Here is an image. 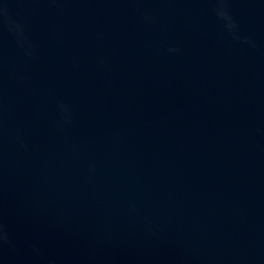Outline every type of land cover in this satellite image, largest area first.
Returning <instances> with one entry per match:
<instances>
[{"label": "water", "instance_id": "1", "mask_svg": "<svg viewBox=\"0 0 264 264\" xmlns=\"http://www.w3.org/2000/svg\"><path fill=\"white\" fill-rule=\"evenodd\" d=\"M0 264H264V0H0Z\"/></svg>", "mask_w": 264, "mask_h": 264}]
</instances>
